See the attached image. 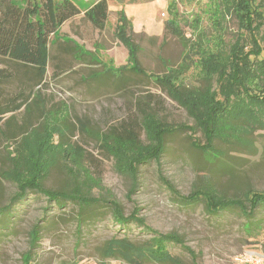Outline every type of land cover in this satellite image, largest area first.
Here are the masks:
<instances>
[{
    "label": "rangeland",
    "instance_id": "rangeland-1",
    "mask_svg": "<svg viewBox=\"0 0 264 264\" xmlns=\"http://www.w3.org/2000/svg\"><path fill=\"white\" fill-rule=\"evenodd\" d=\"M74 1L82 13L50 36L47 74L36 90L46 109L56 110L63 105L69 108L70 122L77 128L68 132L67 138L86 151L82 166L92 179L83 192L99 202L86 212L80 227V208L72 201L61 203L45 193L27 192L23 199L13 202L19 191L17 185L2 175L10 167L8 157L20 144L25 123H31L33 128H42L43 124L38 114L28 117L25 107L8 114L3 125L5 135L0 138V208L10 206V213L0 215V264H26V260L30 264H118L101 257V248L107 241L127 237L135 243L151 244L155 232L182 237L184 245H167L170 254L182 264H264V208L253 219L261 221V229L248 233V219L239 211L210 215L203 202L187 205L179 199L207 184H214L228 198L249 190L264 191V116L261 126L245 128V133L253 131L249 136L251 146H227L216 141L215 147L223 155L219 160L190 146L189 137L205 145L200 130L167 137L160 163L142 165L136 180L118 171L114 156L98 139L109 129L130 122L135 124L142 142L148 144L139 126V101L149 103L171 126L194 127L186 110L149 76L162 75L184 60V48L166 30L173 15L187 38L195 42L200 37L208 46L213 45V0L109 1V18L102 31L84 18L96 0ZM121 11L132 23V39L140 47V68L147 76L125 72L119 78L106 73L128 64V49L116 37ZM221 22L223 39L229 45L239 32L237 21L229 16ZM74 44L93 61L89 57L76 58ZM200 79L195 66L184 75V83L190 87L202 86ZM4 89L5 97L13 99L23 92L15 80ZM82 123L88 131H81ZM72 183L70 172L59 163L42 186L46 191L67 192ZM108 199L118 204L125 218L135 216L143 226L135 222L118 224L112 209L104 203ZM34 229L38 232L36 243H32ZM141 264L160 263L145 260Z\"/></svg>",
    "mask_w": 264,
    "mask_h": 264
},
{
    "label": "trees",
    "instance_id": "trees-1",
    "mask_svg": "<svg viewBox=\"0 0 264 264\" xmlns=\"http://www.w3.org/2000/svg\"><path fill=\"white\" fill-rule=\"evenodd\" d=\"M109 1L119 4L125 2L96 0L84 13V18L100 31L105 29L108 22ZM211 4L210 12L216 34L213 45L208 46L200 37L195 42L187 38L180 28L178 18L173 15L167 22L166 30L184 48V60L177 67L168 68L162 75L149 76L171 100L186 110L194 121V127L171 126L160 118V112L151 108L149 103L139 101V114L142 118L139 126L145 132L148 144L142 142L140 134L134 129L135 124L130 122L113 127L98 138L108 153L114 156L118 171L134 180L142 165L152 161L160 163L166 138L176 133L200 130L204 134L205 145L200 146L189 137L190 146L219 160L223 155L215 147L216 141L227 146H249V136L253 131L245 133V128L262 124L264 0H213ZM81 13L82 9L74 0H0V138L5 135L3 125L6 116L23 107L28 117L38 114L43 124L42 128H33L27 122L21 127L22 144L20 142V147L17 146L12 152L13 156L9 155L10 167L2 175L17 185L19 191L13 202L23 199L27 192H40L56 202L68 200L77 203L81 216L79 227L86 220V212L99 202L83 192L92 184V179H89L87 170L82 166L86 151L67 138V133L77 128L70 122L69 108L63 105L56 110L46 109L36 88L42 86L47 74L50 36H55L64 23ZM229 16L237 21L239 32L228 45L222 36L225 30L221 19L225 20ZM133 34L131 21L121 11L116 37L128 49V64L117 70L108 69L107 74L118 75L119 78L125 72L147 76L140 68V47L133 41ZM72 51L76 58L89 57L93 61V57L81 51L76 44ZM192 66L199 70L202 86L190 87L184 83V75ZM14 80L23 92L15 99L5 97L2 93L4 87ZM26 91H29L27 95ZM81 131H88L84 123L81 124ZM56 136H59L58 141L55 140ZM59 163L70 172L72 187L67 192L46 191L42 183L50 170ZM164 182L171 187L167 181ZM179 199L187 205L203 202L210 215L239 211L248 219L245 224L248 233H255L262 227L261 221L253 219H257L258 210L264 208V191L249 190L228 198L214 184H207ZM104 203L110 206L118 224L125 226L135 222L143 226L135 216L125 218L114 200L108 199ZM8 213L10 206L0 208V215ZM37 233V229H34L32 243L37 242ZM153 235L151 244L135 243L127 237H114L101 248V257L118 264H141L145 260L160 264H182L167 249L171 243L184 245L182 237L156 232ZM26 264H30V261L26 260Z\"/></svg>",
    "mask_w": 264,
    "mask_h": 264
}]
</instances>
